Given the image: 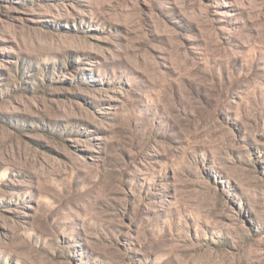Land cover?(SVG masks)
Listing matches in <instances>:
<instances>
[{
    "label": "rangeland",
    "instance_id": "rangeland-1",
    "mask_svg": "<svg viewBox=\"0 0 264 264\" xmlns=\"http://www.w3.org/2000/svg\"><path fill=\"white\" fill-rule=\"evenodd\" d=\"M0 264H264V0H0Z\"/></svg>",
    "mask_w": 264,
    "mask_h": 264
}]
</instances>
